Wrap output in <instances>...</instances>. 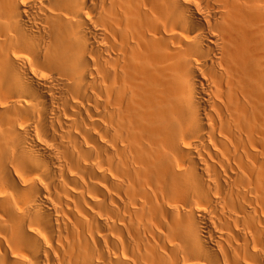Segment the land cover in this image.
<instances>
[{
	"label": "bare ground",
	"instance_id": "obj_1",
	"mask_svg": "<svg viewBox=\"0 0 264 264\" xmlns=\"http://www.w3.org/2000/svg\"><path fill=\"white\" fill-rule=\"evenodd\" d=\"M0 264H264V0H0Z\"/></svg>",
	"mask_w": 264,
	"mask_h": 264
}]
</instances>
